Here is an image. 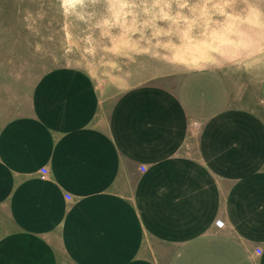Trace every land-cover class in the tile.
I'll use <instances>...</instances> for the list:
<instances>
[{"label":"crops","instance_id":"0c3cea01","mask_svg":"<svg viewBox=\"0 0 264 264\" xmlns=\"http://www.w3.org/2000/svg\"><path fill=\"white\" fill-rule=\"evenodd\" d=\"M254 31L225 68L117 91L57 66L15 101L0 88V264H264Z\"/></svg>","mask_w":264,"mask_h":264},{"label":"rangeland","instance_id":"374dc122","mask_svg":"<svg viewBox=\"0 0 264 264\" xmlns=\"http://www.w3.org/2000/svg\"><path fill=\"white\" fill-rule=\"evenodd\" d=\"M248 27L262 51L264 0H0V88L15 101L57 66L117 91L172 71L225 68L242 56Z\"/></svg>","mask_w":264,"mask_h":264},{"label":"built area","instance_id":"2783aa9c","mask_svg":"<svg viewBox=\"0 0 264 264\" xmlns=\"http://www.w3.org/2000/svg\"><path fill=\"white\" fill-rule=\"evenodd\" d=\"M196 122H193V124H195ZM142 170H143V168H141ZM40 172H41V174L43 175V174H45L46 173V168L45 167H42V168H40ZM65 197H66V199H68V198H70V196H69V194H65ZM215 224L217 225V226H221V224H222V222H221V220H217L216 222H215ZM259 252V251H258Z\"/></svg>","mask_w":264,"mask_h":264}]
</instances>
